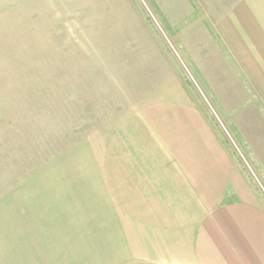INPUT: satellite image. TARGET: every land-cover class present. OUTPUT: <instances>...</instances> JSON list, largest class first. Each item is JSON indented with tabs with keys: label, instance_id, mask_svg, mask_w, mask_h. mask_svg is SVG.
Returning a JSON list of instances; mask_svg holds the SVG:
<instances>
[{
	"label": "rangeland",
	"instance_id": "rangeland-1",
	"mask_svg": "<svg viewBox=\"0 0 264 264\" xmlns=\"http://www.w3.org/2000/svg\"><path fill=\"white\" fill-rule=\"evenodd\" d=\"M238 9L247 65L224 34ZM263 32L264 0H0V181L54 155L93 167L98 121L186 102L264 205Z\"/></svg>",
	"mask_w": 264,
	"mask_h": 264
},
{
	"label": "crops",
	"instance_id": "crops-1",
	"mask_svg": "<svg viewBox=\"0 0 264 264\" xmlns=\"http://www.w3.org/2000/svg\"><path fill=\"white\" fill-rule=\"evenodd\" d=\"M232 14L225 37L251 64L259 45ZM152 107L97 122L93 153L79 143L93 167L62 154L2 178L0 264H264V205L198 108Z\"/></svg>",
	"mask_w": 264,
	"mask_h": 264
}]
</instances>
